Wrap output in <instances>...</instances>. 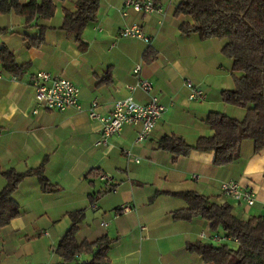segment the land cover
<instances>
[{"label": "crops", "instance_id": "0c3cea01", "mask_svg": "<svg viewBox=\"0 0 264 264\" xmlns=\"http://www.w3.org/2000/svg\"><path fill=\"white\" fill-rule=\"evenodd\" d=\"M51 1L53 17L32 26L13 11L0 14V48L12 52L17 64H28L26 72L15 77L0 63V173L9 169L22 173L45 159L43 174L52 186L51 191H42L35 176L18 184L12 198L21 214L0 228V264H64L54 249L71 227L68 214L77 210L84 211L77 242L92 243L103 236L115 240L107 252L108 264H212L186 245L210 243L201 233L206 237L222 233L200 218L173 220L171 212L187 207L173 194L191 191L218 205L228 204L241 220L264 216V150L253 154L252 143L242 141L239 159L216 167L212 152L175 157L160 150L158 141L165 135L177 136L194 145L198 138L212 136L205 123L209 112L236 120L244 117L245 108L221 101L220 93L232 89L234 76H239L221 53L224 41L181 35L178 27L184 18L174 16L178 0H154L162 9L160 15L132 10L123 14L126 0H99L98 17L85 28L80 49L61 29L64 12H73L77 0ZM37 25L44 27V42L27 48L25 41L37 35ZM132 26L149 43L120 36ZM144 55L152 60L146 62ZM136 67L138 74L133 72ZM39 71L76 85L80 108L62 112L37 108L30 79ZM140 79L152 84L149 93L130 92ZM186 79L204 91V100H188ZM129 96L142 104L157 97L166 110L143 142L135 141L139 126H124L105 145H98L101 126L89 117L92 102L97 101V113L106 116L115 102ZM90 172L99 177H86ZM226 182L253 188L254 204L246 206L223 194L221 185ZM5 184L0 174V191ZM108 186L114 190L98 194ZM123 207L130 209L125 212ZM89 258L78 255L75 261Z\"/></svg>", "mask_w": 264, "mask_h": 264}, {"label": "trees", "instance_id": "16d2710c", "mask_svg": "<svg viewBox=\"0 0 264 264\" xmlns=\"http://www.w3.org/2000/svg\"><path fill=\"white\" fill-rule=\"evenodd\" d=\"M13 11L22 17L26 25L53 17L55 6L51 0H29L20 4L17 0H0V14ZM99 0H77L73 12L65 11L61 29L71 36L80 49L84 48L82 35L85 28L96 21ZM174 16L184 18L179 24L183 36L196 35L201 40L224 41L221 53L232 62L234 87L220 93L223 103L245 108L244 117L236 120L220 112H209L205 123L213 131L210 137H200L194 145H187L181 137L162 136L158 148L175 157H186L192 152H212L213 165L228 166L240 157V143L250 141L253 154L264 150V0H178ZM38 33L27 38L25 47L39 48L43 42L44 27L37 25ZM144 60L152 59L144 55ZM0 63L9 75L20 77L27 68L16 63L14 55L6 47L0 48ZM45 159L39 167L18 173L13 169L0 174L6 184L0 191V228L20 216L21 212L12 194L18 184L29 176L38 178L42 191L52 186L43 174ZM86 177L97 178L90 172ZM105 187L98 194L113 191ZM187 205L185 209L171 212L176 221L191 222L200 218L210 224L216 233L237 240L219 244L193 242L186 249L212 264H264V216H252L246 220L236 217L228 204L218 205L210 198L191 191L173 194ZM71 227L54 249L64 264H108L107 252L114 239L107 236L89 243L77 242L78 225L84 219V211L68 214ZM78 255L90 256L84 263H76Z\"/></svg>", "mask_w": 264, "mask_h": 264}, {"label": "built area", "instance_id": "2783aa9c", "mask_svg": "<svg viewBox=\"0 0 264 264\" xmlns=\"http://www.w3.org/2000/svg\"><path fill=\"white\" fill-rule=\"evenodd\" d=\"M123 14L126 10H132L143 14H162L161 7L154 0H126L122 6ZM122 38H136L149 43V38L145 37L137 26L123 29L120 32ZM140 67H136L133 72L138 74ZM30 85L34 89L35 104L37 108L47 111L62 112L69 108L79 109L78 104L79 88L70 80L54 76L49 72L39 71L30 79ZM185 86L189 90L188 100L198 102L205 99L204 91L196 87L189 79L185 80ZM139 89L144 93L152 90V84L146 79H140L135 85L130 86V92ZM97 101H93L89 111V117L97 120L101 126V136L99 144L105 145L112 135L121 131L124 126H139L140 129L136 136V142H143L153 131L157 122L160 120L166 108L157 97H151L147 103H138L133 97L129 96L123 100L115 102L112 111L106 116H100L97 111ZM37 109L33 113H37ZM127 155H129L127 153ZM196 178V176H193ZM104 180V177H101ZM223 194L234 202L244 203L246 206H252L255 202V191L253 188H245L238 182H226L221 185ZM129 207H123V211H129ZM102 225H106L103 223ZM202 239L208 238L212 243L219 244L237 240H232L222 234H213L206 237L200 234Z\"/></svg>", "mask_w": 264, "mask_h": 264}]
</instances>
